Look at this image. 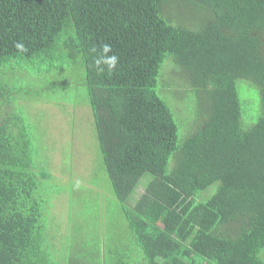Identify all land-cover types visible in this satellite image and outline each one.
I'll return each instance as SVG.
<instances>
[{
	"label": "trees",
	"instance_id": "16d2710c",
	"mask_svg": "<svg viewBox=\"0 0 264 264\" xmlns=\"http://www.w3.org/2000/svg\"><path fill=\"white\" fill-rule=\"evenodd\" d=\"M167 63L197 97L184 136L156 92ZM77 98L125 223L81 256L56 242L59 146L29 110ZM0 264H264V0H0Z\"/></svg>",
	"mask_w": 264,
	"mask_h": 264
},
{
	"label": "rangeland",
	"instance_id": "374dc122",
	"mask_svg": "<svg viewBox=\"0 0 264 264\" xmlns=\"http://www.w3.org/2000/svg\"><path fill=\"white\" fill-rule=\"evenodd\" d=\"M172 6L176 11L180 10L176 4ZM162 73V78L169 76L163 82L161 75L158 76L156 92L170 107L179 133L184 136L182 133L192 131L196 126L197 118L193 110L197 97L182 87L180 76L170 73L168 63ZM242 97L249 111L254 113L252 109L256 107L257 95L253 90L249 95L242 91ZM62 101L44 102L39 99L31 102L29 110L44 137L59 146L52 150L48 169L55 181L52 185L44 184L50 193L60 191L51 209L55 223L61 225L59 230H54L58 239L56 242L64 253L73 252L81 256L86 243L90 249L93 244H99L102 250L108 243L118 244L119 231L121 236L125 234L121 228L125 223L118 205L111 200L113 195L101 162L91 109L80 98ZM251 118L250 122L243 121L244 127L253 123L254 115ZM149 176L143 177L140 184H145ZM141 189L137 188L131 199ZM214 189L215 186H211L203 193L208 196Z\"/></svg>",
	"mask_w": 264,
	"mask_h": 264
},
{
	"label": "clouds",
	"instance_id": "9594fccd",
	"mask_svg": "<svg viewBox=\"0 0 264 264\" xmlns=\"http://www.w3.org/2000/svg\"><path fill=\"white\" fill-rule=\"evenodd\" d=\"M14 47L21 52L27 51L24 44L20 42L16 43ZM111 52H112L111 45L104 44L102 46V55L99 59L95 61L98 71H100L101 73L105 71L111 73L117 68V64L119 63V57L115 54L107 55L108 53ZM101 65H103V67Z\"/></svg>",
	"mask_w": 264,
	"mask_h": 264
}]
</instances>
